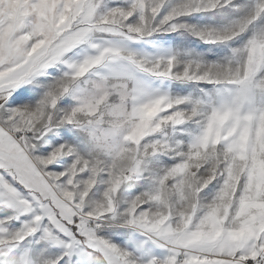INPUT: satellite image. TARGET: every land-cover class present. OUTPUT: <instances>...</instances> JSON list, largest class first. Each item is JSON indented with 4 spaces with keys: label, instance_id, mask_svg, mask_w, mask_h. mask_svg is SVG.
<instances>
[{
    "label": "snow or ice",
    "instance_id": "obj_1",
    "mask_svg": "<svg viewBox=\"0 0 264 264\" xmlns=\"http://www.w3.org/2000/svg\"><path fill=\"white\" fill-rule=\"evenodd\" d=\"M222 7L242 14L178 22ZM258 18L264 0H0V264H264V27L220 63L121 43L177 29L225 43ZM161 155L175 162L153 172ZM29 237L58 254L18 248Z\"/></svg>",
    "mask_w": 264,
    "mask_h": 264
},
{
    "label": "rangeland",
    "instance_id": "obj_2",
    "mask_svg": "<svg viewBox=\"0 0 264 264\" xmlns=\"http://www.w3.org/2000/svg\"><path fill=\"white\" fill-rule=\"evenodd\" d=\"M127 0H101V3L106 6H123ZM176 0H167L168 4H174ZM253 0H233V5H246L251 4ZM242 12L235 8L222 7L208 12L193 13L188 16L178 18V22L194 26L196 28L202 27H215L222 28L229 22L241 15ZM264 27V18H258L252 25L241 33L238 37L225 43H206L192 32L184 29H177L170 32H155L150 36L144 37L137 41H121V43L137 52L147 53L150 55L167 54L169 52L179 53V59H194L203 63H220L232 56V49L240 48L244 43L254 34ZM107 39L108 37H103ZM83 47V46H82ZM151 83L154 87H159L161 90L170 92L173 95H189L198 96L201 94L200 90L203 88L205 91H212L213 85L206 83L185 82L179 83L169 80H152ZM30 87V86H29ZM19 91V89L17 90ZM11 99V97H9ZM22 103H29L30 101H21ZM15 106V105H12ZM174 159L167 156H158L153 158V162L149 164V168L153 172H159L162 168L174 163ZM149 186V181L142 179L139 181H129L122 185L118 196L128 199L136 195L138 192L145 190ZM215 182L210 184L202 193L201 197L207 201L211 199L215 193ZM8 209L0 207V215L8 212ZM27 215L21 216L19 220L11 222V226L18 228L20 222L27 219ZM38 235V234H36ZM115 242L122 243L123 237L119 235H112L106 233ZM35 237H29L22 241L18 248L21 250L31 248V255L33 257H46L51 258L58 254L59 249L55 247H46L43 242L40 244L29 245L28 241L33 240Z\"/></svg>",
    "mask_w": 264,
    "mask_h": 264
}]
</instances>
